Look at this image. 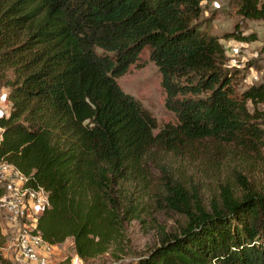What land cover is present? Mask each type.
<instances>
[{"label":"trees","instance_id":"16d2710c","mask_svg":"<svg viewBox=\"0 0 264 264\" xmlns=\"http://www.w3.org/2000/svg\"><path fill=\"white\" fill-rule=\"evenodd\" d=\"M203 1L0 0V81L10 102L0 159L47 191L36 228L48 244L71 237L82 259L102 249L116 217L106 209L115 208L112 193L152 148L210 139L262 156L264 76L238 92L220 42L256 36L211 34ZM236 1L239 15L264 20V0ZM146 48L176 117L161 127L116 81ZM223 199L209 212L187 209L179 233L132 264H264V188L245 182L240 197Z\"/></svg>","mask_w":264,"mask_h":264},{"label":"rangeland","instance_id":"374dc122","mask_svg":"<svg viewBox=\"0 0 264 264\" xmlns=\"http://www.w3.org/2000/svg\"><path fill=\"white\" fill-rule=\"evenodd\" d=\"M201 5V20L211 34L222 37L225 32L238 31L256 36L253 41L220 38L226 65L237 72V91L262 81L264 20L239 15L236 0H210ZM116 81L153 114L159 127L176 120L165 106L162 76L149 49L142 50ZM8 90L1 80L0 115L9 112ZM245 182L257 191L264 188V151L261 157L243 155L236 147L210 139L174 151L152 148L112 193L115 208L110 203L106 209L116 217L105 231L103 248L82 259L69 237L60 244L62 260L57 264H71L76 255L82 264H132L148 255L165 236L179 233L189 219L187 209L197 214L200 209L209 212L223 207V197L227 193L240 197ZM0 230L3 264H23L12 230L2 223Z\"/></svg>","mask_w":264,"mask_h":264},{"label":"built area","instance_id":"2783aa9c","mask_svg":"<svg viewBox=\"0 0 264 264\" xmlns=\"http://www.w3.org/2000/svg\"><path fill=\"white\" fill-rule=\"evenodd\" d=\"M26 181L13 165L0 159V224L12 230L23 264H48L52 245L36 228L39 213L48 205V193L41 186H28ZM71 264L82 262L76 255Z\"/></svg>","mask_w":264,"mask_h":264},{"label":"crops","instance_id":"0c3cea01","mask_svg":"<svg viewBox=\"0 0 264 264\" xmlns=\"http://www.w3.org/2000/svg\"><path fill=\"white\" fill-rule=\"evenodd\" d=\"M60 248V244L52 245V250L48 254L49 261H51V264L60 263V261L62 260V251H60Z\"/></svg>","mask_w":264,"mask_h":264}]
</instances>
